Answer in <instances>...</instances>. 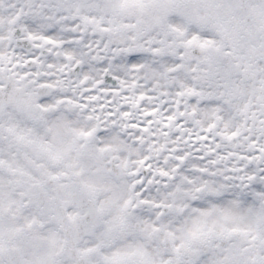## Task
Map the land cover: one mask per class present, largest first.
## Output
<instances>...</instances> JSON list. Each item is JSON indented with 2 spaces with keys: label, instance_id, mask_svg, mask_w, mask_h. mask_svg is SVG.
<instances>
[{
  "label": "snow or ice",
  "instance_id": "1",
  "mask_svg": "<svg viewBox=\"0 0 264 264\" xmlns=\"http://www.w3.org/2000/svg\"><path fill=\"white\" fill-rule=\"evenodd\" d=\"M0 264H264V0H0Z\"/></svg>",
  "mask_w": 264,
  "mask_h": 264
}]
</instances>
